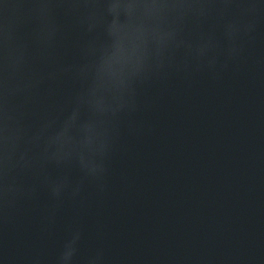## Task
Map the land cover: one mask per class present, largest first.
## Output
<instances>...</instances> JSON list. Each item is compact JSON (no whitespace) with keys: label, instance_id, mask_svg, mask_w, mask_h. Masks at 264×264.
<instances>
[{"label":"water","instance_id":"obj_1","mask_svg":"<svg viewBox=\"0 0 264 264\" xmlns=\"http://www.w3.org/2000/svg\"><path fill=\"white\" fill-rule=\"evenodd\" d=\"M0 264H264V0H0Z\"/></svg>","mask_w":264,"mask_h":264}]
</instances>
